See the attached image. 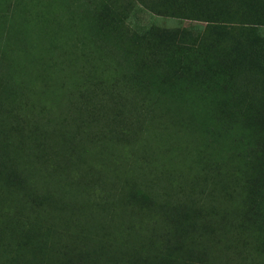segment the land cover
<instances>
[{
	"label": "trees",
	"instance_id": "trees-1",
	"mask_svg": "<svg viewBox=\"0 0 264 264\" xmlns=\"http://www.w3.org/2000/svg\"><path fill=\"white\" fill-rule=\"evenodd\" d=\"M177 1L173 13L182 11L185 18L227 23L238 31V27H251L255 42L240 46L238 53L249 68L258 65L264 70V0ZM12 84L0 92V114L23 90L22 80L16 78ZM119 94L85 83L71 97L62 95L58 105L40 117L32 103L19 102V114L15 107L11 109L12 117H18L14 128H7L0 116V186L4 187L0 193L5 189L18 197V201H4L2 215L10 228L20 227L26 237L40 223L41 229L47 227L45 218L56 212L59 218H75L82 226L76 232L85 243L68 259L69 264H91L119 249L141 256L138 264H169L166 257L171 253L184 256V262L188 256L189 264L204 256L201 247L211 231L219 243L240 237L247 246L243 236L259 221L249 206L264 199V175L234 170L201 185L189 184L196 172L218 158L209 149L212 144L165 145L182 133L183 140L196 132L185 111L158 94H152L147 109L144 100L133 97L128 105L129 97ZM150 104L179 127L188 128L153 124L149 118L157 111H151ZM226 107H217L220 117L211 122V130L218 127L217 131L230 133L234 124L245 121L247 128L264 131V96L242 115L221 114ZM152 132H160L165 143L150 141ZM17 134L22 143L16 142ZM98 209L105 212L100 218L94 213ZM137 223L140 240L133 242ZM6 229V225L0 228ZM185 246L189 248L183 250ZM0 247L5 255L11 253L2 240ZM39 247L29 241L22 244L27 253Z\"/></svg>",
	"mask_w": 264,
	"mask_h": 264
},
{
	"label": "rangeland",
	"instance_id": "rangeland-1",
	"mask_svg": "<svg viewBox=\"0 0 264 264\" xmlns=\"http://www.w3.org/2000/svg\"><path fill=\"white\" fill-rule=\"evenodd\" d=\"M175 5L177 0H0V92L8 91L16 78L24 82L16 101L3 107L1 120L7 128H14L18 117H12L11 109L15 107L19 114V102L32 103L40 117L57 106L62 95L71 97L85 83L121 92L129 97L128 105L133 97L144 100L146 109L152 94H158L177 110H184L196 132L182 140L180 131L182 135L169 144L161 140L160 132L150 133L148 139L168 146L182 141L188 148L212 144L209 149L218 154L189 184L201 185L234 170L247 176L264 175L262 129H249L245 121L234 124L230 133L210 128L220 117L217 107L227 106L223 115H242L248 107L258 106L264 96V70L258 65L249 68L238 53L240 46L255 42L254 31L188 19L182 11L173 13ZM121 96L116 95L118 101ZM150 110L157 111L149 118L153 124L188 128L158 113L153 104ZM19 136L16 142L22 143ZM7 198L18 201L14 191L0 193V228L8 227L0 230V240L11 250L5 255L0 247V264H69L68 259L85 243L76 232L82 228L76 219L59 218L56 212L45 218L47 227L41 229L40 223L25 237L20 227L10 228L2 215ZM254 202L249 210L256 212L259 221L243 236L247 246L240 237L219 243L211 231L201 247L206 253L189 264H264V199ZM103 211L94 213L100 218ZM139 226L133 242L140 240ZM27 241L39 249L27 253L22 248ZM139 257L124 249L111 250L91 264H138ZM166 258L169 264L188 262V256L184 262L178 253Z\"/></svg>",
	"mask_w": 264,
	"mask_h": 264
}]
</instances>
